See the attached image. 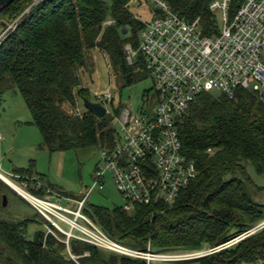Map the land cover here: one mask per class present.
Instances as JSON below:
<instances>
[{
  "label": "trees",
  "instance_id": "obj_1",
  "mask_svg": "<svg viewBox=\"0 0 264 264\" xmlns=\"http://www.w3.org/2000/svg\"><path fill=\"white\" fill-rule=\"evenodd\" d=\"M163 1L189 22L199 18L205 34L212 35L215 16L210 6L215 0ZM244 1L231 0L230 13ZM32 5L33 0H16L0 13V19L7 20L0 21V35L17 21L0 44V101L7 92L21 94L43 147L51 154L112 147L121 104L115 108L112 102L114 116L101 119L87 110L82 115L68 114L64 106L76 109L79 99H88L81 72H90L89 54L95 50L108 57L123 86L150 78L138 51L144 22L133 16L130 0H43ZM128 45L137 52L133 64L127 60ZM178 129L182 153L195 164L197 177L175 205L136 206L126 212L123 207L86 203L84 215L113 240L140 251L147 252L149 247L166 255L214 251L169 264H258L264 259V228L217 249L264 223V204L250 192V188L262 192L264 187L256 185L249 173L252 167L264 176V104L244 89L233 97L203 93L190 105ZM14 174L33 195L44 197L48 189L53 191L49 184L38 189L31 170ZM7 190L12 189L0 179V202ZM29 206L46 231H37L30 240L28 227L36 220L0 221V264H148L78 240L70 241L72 259L65 255L66 237Z\"/></svg>",
  "mask_w": 264,
  "mask_h": 264
},
{
  "label": "built area",
  "instance_id": "obj_2",
  "mask_svg": "<svg viewBox=\"0 0 264 264\" xmlns=\"http://www.w3.org/2000/svg\"><path fill=\"white\" fill-rule=\"evenodd\" d=\"M41 1L33 0L32 6ZM133 1L139 0H130V4ZM144 1L156 10L153 20L144 22L138 51L153 81L158 103L152 112L135 114L128 108L122 110L116 118L120 128H116L114 144L101 148L102 167L97 169L96 182L83 199L55 200L49 189L44 197L25 191L31 200L25 195L23 199L60 233L64 232L58 223L70 226L71 231L65 232L68 249L71 240H78L121 257L143 259L148 264L192 260L213 251L187 255L156 254L150 247L147 252L140 251L110 238L83 210L107 173H112L125 200L126 212L136 206L175 205L197 177L195 164L182 153L178 129L190 105L203 93L219 92L233 97L238 89L255 93L264 104V0H245L234 14L230 13L231 0H215L210 6L215 16L210 36L205 34L199 18L189 22L163 0ZM217 12L221 13L222 27ZM16 24L0 35V44ZM125 51L129 64H133L137 52L129 45ZM112 102V94L106 93L98 103L108 114L107 106ZM77 115H81L80 110ZM36 183L38 189L45 187ZM263 227L264 224L257 228ZM48 232L53 233L50 228ZM180 256L181 259H174ZM258 264H264V259Z\"/></svg>",
  "mask_w": 264,
  "mask_h": 264
},
{
  "label": "rangeland",
  "instance_id": "obj_3",
  "mask_svg": "<svg viewBox=\"0 0 264 264\" xmlns=\"http://www.w3.org/2000/svg\"><path fill=\"white\" fill-rule=\"evenodd\" d=\"M130 10L138 20L151 22L155 16L156 8L153 4L141 0L140 4L137 1L131 2ZM216 17L219 26L222 27L221 13L217 12ZM0 21L5 22L7 20L2 17ZM14 23H17V21L8 24L2 33L6 32ZM262 58L264 62V52ZM88 63L90 72L87 70L81 72L82 86L89 91L88 100L100 102L106 93H111L115 108L121 104L123 110L128 108L135 114H140L143 111H153L158 103V98L151 78L130 86H123L121 76L111 67L108 57L98 50L89 54ZM64 109L65 112L71 115H76L77 110H80L82 115L83 111L86 110L84 101H80V99L77 102L76 109L69 105H65ZM107 109V115L113 116V107L108 105ZM115 118L117 117L115 116ZM115 126L117 129L120 128L117 121L115 122ZM0 135L2 136V140L0 141V174L23 189V191L28 190L26 184L23 181L20 183L14 173L19 169H28L32 171L33 178L37 182L49 184L52 187L53 191L51 195L55 200H60V197L64 198V202L65 198L83 199L85 193L96 182L95 174L97 169L102 167V149L100 147L49 153L43 147V138L40 131L33 123L30 110L18 91L7 92L1 98ZM249 173L256 185L264 187V176H258L252 167H249ZM36 187H38V184ZM250 192L256 202L264 204V191L259 192L256 188H250ZM4 196L7 197V205L4 206L2 198L0 202V221L18 222L25 219L36 220V222L31 223L28 227L27 237L30 240L34 239L37 231H46V226L40 224L41 218L22 199V196L18 195L14 190H7V195ZM87 204L108 209L123 207L125 205V200L117 190L112 173L105 175L102 184L97 186L88 198ZM70 218L74 219L73 216H70ZM81 224L86 226L85 222H81ZM58 226L64 233L71 231L69 225L58 223ZM259 230L261 229L256 227L245 235L250 236ZM53 233L58 236L56 231H53ZM64 233L62 234L67 237L66 233ZM221 249L219 247L217 250ZM207 251L203 252L206 253ZM65 255L74 259L68 248ZM181 258L180 256L174 259ZM173 262L154 263L169 264Z\"/></svg>",
  "mask_w": 264,
  "mask_h": 264
},
{
  "label": "water",
  "instance_id": "obj_4",
  "mask_svg": "<svg viewBox=\"0 0 264 264\" xmlns=\"http://www.w3.org/2000/svg\"><path fill=\"white\" fill-rule=\"evenodd\" d=\"M16 0H0V13L2 11H4L7 7L11 6ZM33 7V6H32ZM126 33V32H125ZM84 106L86 108L87 111H89L90 113H92L95 117L101 119L104 116L107 115V110L106 108L98 102H92L88 99H84ZM0 179L12 190H14L18 195L22 196L24 198V195H22L21 193H19L15 188H13L9 183H7L1 176ZM3 204L4 206L7 205V197L4 196L3 197ZM251 234V233H249ZM248 234V235H249ZM246 237V236H244ZM244 237H239V239H234L232 240L230 243L225 244L224 246L220 247L222 249L230 247L232 245H234L235 243H238L239 241H241Z\"/></svg>",
  "mask_w": 264,
  "mask_h": 264
},
{
  "label": "bare ground",
  "instance_id": "obj_5",
  "mask_svg": "<svg viewBox=\"0 0 264 264\" xmlns=\"http://www.w3.org/2000/svg\"><path fill=\"white\" fill-rule=\"evenodd\" d=\"M0 176L7 182L9 183L13 188H15L19 193H21L22 195H25L28 197L29 200H31V197L27 195V193L25 191H23V189L19 188L17 185H15L12 181H10L8 178H6L5 176H3L2 174H0Z\"/></svg>",
  "mask_w": 264,
  "mask_h": 264
}]
</instances>
